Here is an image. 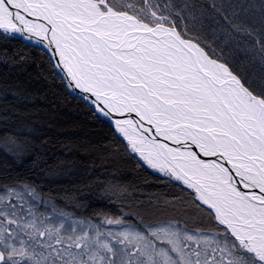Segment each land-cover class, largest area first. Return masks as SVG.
Here are the masks:
<instances>
[{"label": "snow or ice", "instance_id": "obj_1", "mask_svg": "<svg viewBox=\"0 0 264 264\" xmlns=\"http://www.w3.org/2000/svg\"><path fill=\"white\" fill-rule=\"evenodd\" d=\"M0 160V264H264V0H0Z\"/></svg>", "mask_w": 264, "mask_h": 264}, {"label": "trees", "instance_id": "obj_2", "mask_svg": "<svg viewBox=\"0 0 264 264\" xmlns=\"http://www.w3.org/2000/svg\"><path fill=\"white\" fill-rule=\"evenodd\" d=\"M36 87H39L41 93L45 91V86L42 84L34 85V88ZM35 106L40 109L48 110V116H41V119L44 120L42 127L43 131L54 140L67 142V138L77 140L78 138L82 139L86 134L89 136L95 134L93 132L94 126L87 119L86 115L76 107L75 101L71 98L64 97L57 99L55 95L48 93L47 99L36 100ZM37 123L39 125V121H37ZM49 123L52 125L50 129L48 127ZM59 129H63V132H59ZM57 154L61 157L63 156V152L59 149V145H57ZM52 162H54V159L50 161V163ZM0 164H2V160H0ZM78 179L79 178L76 176L70 177L69 179H61L56 183L46 185L44 191H51L53 195L62 196L66 189L71 190L73 184L78 182ZM146 191L160 194L165 190L157 188L154 185L146 189ZM68 210H72L71 205L68 206Z\"/></svg>", "mask_w": 264, "mask_h": 264}]
</instances>
